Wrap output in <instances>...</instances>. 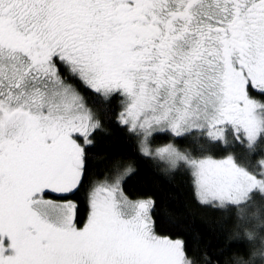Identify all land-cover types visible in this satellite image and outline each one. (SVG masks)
Wrapping results in <instances>:
<instances>
[{
  "label": "snow or ice",
  "instance_id": "obj_1",
  "mask_svg": "<svg viewBox=\"0 0 264 264\" xmlns=\"http://www.w3.org/2000/svg\"><path fill=\"white\" fill-rule=\"evenodd\" d=\"M113 104L238 251L161 234L131 165L93 170ZM0 264H264V0H0Z\"/></svg>",
  "mask_w": 264,
  "mask_h": 264
},
{
  "label": "trees",
  "instance_id": "obj_2",
  "mask_svg": "<svg viewBox=\"0 0 264 264\" xmlns=\"http://www.w3.org/2000/svg\"><path fill=\"white\" fill-rule=\"evenodd\" d=\"M98 111L104 130L96 133V144L90 153L93 170L103 172L117 162L131 165L132 172L123 181V190L131 199L151 197L155 200L154 215L161 234L184 239L189 245L198 239L214 253L238 251L230 248L233 228L229 218L196 201L185 173L179 171L165 176L138 154L135 140L117 121L118 104Z\"/></svg>",
  "mask_w": 264,
  "mask_h": 264
},
{
  "label": "bare ground",
  "instance_id": "obj_3",
  "mask_svg": "<svg viewBox=\"0 0 264 264\" xmlns=\"http://www.w3.org/2000/svg\"><path fill=\"white\" fill-rule=\"evenodd\" d=\"M105 132V131H104Z\"/></svg>",
  "mask_w": 264,
  "mask_h": 264
}]
</instances>
